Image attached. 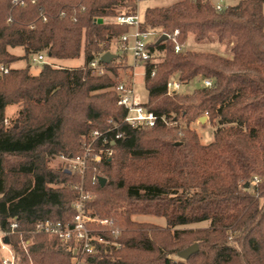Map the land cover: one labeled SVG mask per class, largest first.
I'll return each mask as SVG.
<instances>
[{
  "label": "trees",
  "instance_id": "1",
  "mask_svg": "<svg viewBox=\"0 0 264 264\" xmlns=\"http://www.w3.org/2000/svg\"><path fill=\"white\" fill-rule=\"evenodd\" d=\"M137 3L0 0V64L9 66L0 76V227L17 218L21 235L9 239L16 264L70 263L67 244L32 230L42 218L72 220L74 184L91 193V213L112 219L118 230L104 234L109 243L85 257L89 264H264V0L220 10L210 0L147 7L140 30L161 34L147 47L144 107L157 120L134 127L124 121L116 90L130 77L123 79L112 63L102 74L89 63L113 39L120 46L131 27L114 18L135 14ZM162 34L167 38L157 42ZM189 38L176 52L175 42ZM203 40L224 52L193 48ZM41 53L83 63L68 68L47 61L32 71L30 57ZM197 77L202 85L191 92L167 91L172 79L183 85ZM11 105L18 108L7 120ZM204 115L213 129L207 144L192 127ZM93 131L99 137L92 142ZM83 144L94 154H111L82 175L50 165L58 156L82 153ZM134 216L162 217L165 224ZM201 221L208 225L178 228ZM193 243L195 253L178 256Z\"/></svg>",
  "mask_w": 264,
  "mask_h": 264
},
{
  "label": "built area",
  "instance_id": "2",
  "mask_svg": "<svg viewBox=\"0 0 264 264\" xmlns=\"http://www.w3.org/2000/svg\"><path fill=\"white\" fill-rule=\"evenodd\" d=\"M140 1V0H137ZM22 3V2H21ZM216 9L220 10L224 6L217 3L215 4ZM115 22L119 24H125L131 27L132 31L128 34H124L120 37V49L127 50L131 49L134 62H146L150 59L151 55L148 51V45L150 42L155 40L161 33L154 30H140L142 21L139 19L137 12L130 15H118L114 18ZM178 34V30H175L172 34V38ZM155 37L151 39L152 37ZM168 36V35H167ZM131 43V45H130ZM190 44V38L184 43L180 44L175 42L174 49L176 52L183 51L185 46ZM104 53L97 54L93 60L89 63V67L94 72L102 74L104 72L105 65L101 61V56ZM30 64L35 65L38 63H45V54L33 55L29 60ZM9 66L6 64H0V76L8 73ZM153 73V70L151 71ZM204 86H210L211 80H203ZM167 91L169 93L179 91L180 83L172 79L167 82ZM116 90L119 94L118 103L122 105L125 110L124 121L131 126H153L157 120V116L152 112L146 110L144 103L146 101L140 98V95L135 92L133 80L128 83L119 82L116 85ZM99 137L97 131H93L91 134L92 142ZM118 137V135L116 136ZM107 140L104 138L103 142ZM84 151L82 155H76L73 157L60 156L66 160L73 161V165H68L66 168L70 172H74L82 175L87 168L86 160L91 155V145L83 144ZM110 150H99L95 154L94 160L99 161L102 155H110ZM97 179L93 177L92 181L95 182ZM78 191V196L73 201L72 206L75 209V214L71 221L61 222L52 220L50 218H42L37 220L35 223L34 233H43L49 236H56L62 240L64 244L68 245L70 250H73V256L69 264H89L85 257L98 254L101 248L107 245L109 242L105 239L104 234L114 235L118 233V230L113 227V220L110 218L99 217L96 214H92L88 208V202L92 196L89 191L83 188L82 185L74 184L72 186ZM18 223L17 218L13 217L9 219L5 228L0 227V253H6V256L0 257V264H16V253L13 245L10 242V237L14 234L21 235V232L17 229ZM21 237V236H20ZM5 239L8 242H5ZM23 248L25 249V243L21 241Z\"/></svg>",
  "mask_w": 264,
  "mask_h": 264
},
{
  "label": "rangeland",
  "instance_id": "3",
  "mask_svg": "<svg viewBox=\"0 0 264 264\" xmlns=\"http://www.w3.org/2000/svg\"><path fill=\"white\" fill-rule=\"evenodd\" d=\"M178 0H140L137 3V14L138 17L141 21H143L144 17V11L147 7H152V6H167L170 5ZM213 4H221L222 6H227V5H233L237 3L239 0H210ZM263 12H264V6H263ZM132 31V29H131ZM155 38L154 36L151 38ZM120 44V43H119ZM131 45V43H130ZM120 46L117 45V41L115 39L112 40L111 45L109 47V52L113 53L116 55L115 58L111 59L109 61L115 66H119L120 68V76L123 79H127L130 77L131 80H133L135 92L140 95V98L142 100L146 99L147 96V91L144 86V62H134V58L132 56V51L131 49H127L125 52L126 55V60L125 58H122L120 60L121 55H123L122 50L119 48ZM194 49L197 50H204V51H215V52H224V46L219 45L216 41H208V40H203L198 43H195L193 45ZM46 61H48L53 67H68V68H73V67H78L82 65L83 59L82 57L77 58V59H72V60H67V61H55V60H48L46 58ZM24 62H21L19 65H24ZM127 66V68H123L122 66ZM41 66V63L35 64L31 66L32 71H37L39 67ZM202 85V79L200 77H197L193 79L192 81L181 85L179 91L180 92H191L194 88H197ZM18 106L17 105H11L7 107L6 109V119L7 120H12L15 117V113L17 111ZM205 120L203 122H200L199 119L195 121L192 124V127L197 131L200 141L203 144H207L213 140V129L212 127L208 124L207 118L204 115ZM82 153L77 154V155H82ZM84 155V154H83ZM95 154L91 153L90 156L87 157L86 164L85 165H90V163L95 162L94 160ZM73 161L66 160L60 156L56 157L50 162V165H62L64 168H68V165H73ZM134 218L138 221H144V222H149L153 223L155 225L159 226H164L165 224V219L162 217H154V216H134ZM208 225V221H201L196 224H190V225H185V226H179V229H188V228H195V227H204ZM6 256V253L2 252L0 253V257Z\"/></svg>",
  "mask_w": 264,
  "mask_h": 264
},
{
  "label": "water",
  "instance_id": "4",
  "mask_svg": "<svg viewBox=\"0 0 264 264\" xmlns=\"http://www.w3.org/2000/svg\"><path fill=\"white\" fill-rule=\"evenodd\" d=\"M167 38L166 34H162L157 42H160L162 40H165ZM116 55H114L113 53L107 51L105 52L102 56H101V61L104 63H108L109 61H111V59L115 58ZM205 120V117L202 116L200 117L199 121L203 122ZM98 181L100 182V185H103L105 183V178L103 177H99ZM5 242H8L7 239H5ZM198 250V245L197 243H193L191 245H189L188 247L182 249L181 251L178 252V256L181 257L182 259H187L192 253H195Z\"/></svg>",
  "mask_w": 264,
  "mask_h": 264
},
{
  "label": "crops",
  "instance_id": "5",
  "mask_svg": "<svg viewBox=\"0 0 264 264\" xmlns=\"http://www.w3.org/2000/svg\"><path fill=\"white\" fill-rule=\"evenodd\" d=\"M7 107H9V106H7ZM7 109V108H6Z\"/></svg>",
  "mask_w": 264,
  "mask_h": 264
}]
</instances>
